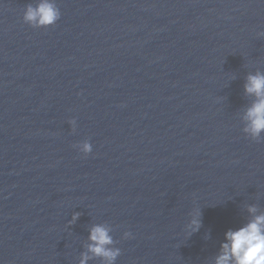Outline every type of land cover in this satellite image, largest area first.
<instances>
[{
  "label": "water",
  "instance_id": "obj_1",
  "mask_svg": "<svg viewBox=\"0 0 264 264\" xmlns=\"http://www.w3.org/2000/svg\"><path fill=\"white\" fill-rule=\"evenodd\" d=\"M42 2L0 0V264H80L98 225L115 264H214L264 213V0H48L60 19L25 23Z\"/></svg>",
  "mask_w": 264,
  "mask_h": 264
},
{
  "label": "clouds",
  "instance_id": "obj_2",
  "mask_svg": "<svg viewBox=\"0 0 264 264\" xmlns=\"http://www.w3.org/2000/svg\"><path fill=\"white\" fill-rule=\"evenodd\" d=\"M60 11L53 4L44 0L36 8L28 6L23 20L34 27H50L60 19ZM245 92L255 96V101L245 113L247 127L244 131L254 140L264 133V74L249 75L245 84ZM69 124L75 130V119ZM74 147L85 157L91 154L92 145L89 141ZM251 219L242 226L228 229L224 234V242L220 245V251L214 258V264H264V213H258L255 206L247 209ZM190 220L185 228L187 238L198 232L202 226V213L200 208L194 207L189 213ZM79 214L73 216V221ZM125 240L132 238V233L126 231L123 234ZM88 252L92 255H82L80 264H87L92 257L101 258L106 264H115L120 255L119 249L110 247L113 238L109 230L103 226H95L91 229Z\"/></svg>",
  "mask_w": 264,
  "mask_h": 264
}]
</instances>
